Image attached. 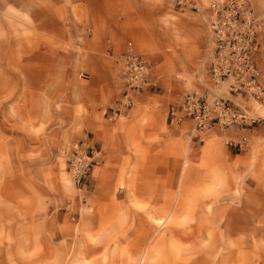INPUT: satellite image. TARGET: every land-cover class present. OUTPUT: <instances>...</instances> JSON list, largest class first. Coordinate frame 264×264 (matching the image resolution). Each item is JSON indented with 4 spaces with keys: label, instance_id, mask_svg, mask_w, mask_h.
Returning a JSON list of instances; mask_svg holds the SVG:
<instances>
[{
    "label": "rangeland",
    "instance_id": "374dc122",
    "mask_svg": "<svg viewBox=\"0 0 264 264\" xmlns=\"http://www.w3.org/2000/svg\"><path fill=\"white\" fill-rule=\"evenodd\" d=\"M191 1L207 22L212 0ZM87 2L0 0V264H262L264 240L236 249L240 235L226 231L264 230V142L245 159L188 129L157 136L156 174L131 142L122 158L99 161V181H73L67 158L86 132L63 124L69 105L54 95L69 92L57 75L71 43L91 33ZM247 106L260 122L245 127L264 136V104Z\"/></svg>",
    "mask_w": 264,
    "mask_h": 264
},
{
    "label": "crops",
    "instance_id": "0c3cea01",
    "mask_svg": "<svg viewBox=\"0 0 264 264\" xmlns=\"http://www.w3.org/2000/svg\"><path fill=\"white\" fill-rule=\"evenodd\" d=\"M172 1L88 0L86 3L91 33L82 41L71 43L72 63L67 71L57 75L62 79L59 85L63 88L69 85V92L54 97L60 104L69 105V117L63 124L77 128V138L85 132L92 134L101 150L99 161L103 166L128 153L131 142L143 143L149 172L156 174V165L150 160L156 157L157 136L177 140L188 137L191 122L170 126L167 111L184 95L202 92L209 84L207 70L214 46L206 14L195 11L192 6L191 10L181 12L176 9L175 1L172 9ZM251 3L257 13H264V0L254 3L251 0ZM129 43L152 64L155 85L137 94L134 108L112 121L107 118L106 111L123 92L117 77L116 59L126 52ZM258 60L264 85V38ZM82 72L88 78H81ZM231 98L241 102L238 97ZM260 126L215 128L205 135L204 141L241 142V148L226 146V149L230 155L248 159L252 148L264 142ZM95 174L94 169L88 181H99L100 171L98 178ZM110 205L116 206L114 201ZM227 228L229 235H240L234 238L239 240L236 249H263L262 244L250 240H264V230L246 231V226ZM258 259L264 264L263 253H259Z\"/></svg>",
    "mask_w": 264,
    "mask_h": 264
},
{
    "label": "built area",
    "instance_id": "2783aa9c",
    "mask_svg": "<svg viewBox=\"0 0 264 264\" xmlns=\"http://www.w3.org/2000/svg\"><path fill=\"white\" fill-rule=\"evenodd\" d=\"M189 4L197 12L201 8L191 0H178V5ZM207 25L214 46L207 74L209 84L202 92L188 93L167 111L168 123L181 126L190 121L188 132L193 138L219 128L252 126L260 118L251 114L248 102L264 104V85L258 55L264 38V13H257L251 0H212L207 8ZM117 77L123 92L119 100L106 111L115 121L135 106L137 94L155 85L153 66L129 43L124 54L116 59ZM81 78H88L80 73ZM231 97L241 99L235 102ZM230 147L241 148V142L229 140ZM96 142L91 133L71 145L67 171L76 185H84L99 164Z\"/></svg>",
    "mask_w": 264,
    "mask_h": 264
}]
</instances>
